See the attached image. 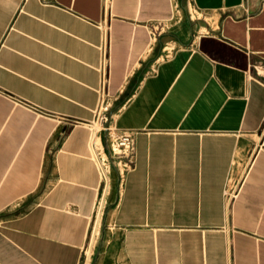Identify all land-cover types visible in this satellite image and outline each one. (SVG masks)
Wrapping results in <instances>:
<instances>
[{
	"label": "crops",
	"instance_id": "1",
	"mask_svg": "<svg viewBox=\"0 0 264 264\" xmlns=\"http://www.w3.org/2000/svg\"><path fill=\"white\" fill-rule=\"evenodd\" d=\"M0 264H264V0H0Z\"/></svg>",
	"mask_w": 264,
	"mask_h": 264
},
{
	"label": "built area",
	"instance_id": "2",
	"mask_svg": "<svg viewBox=\"0 0 264 264\" xmlns=\"http://www.w3.org/2000/svg\"><path fill=\"white\" fill-rule=\"evenodd\" d=\"M104 131L107 133L108 163L117 167L116 161L120 160V162H125L131 165L136 152V143L133 132L128 130H118L111 125H107L104 128ZM236 192L237 190L235 189L226 192V197L230 203L235 199Z\"/></svg>",
	"mask_w": 264,
	"mask_h": 264
},
{
	"label": "rangeland",
	"instance_id": "3",
	"mask_svg": "<svg viewBox=\"0 0 264 264\" xmlns=\"http://www.w3.org/2000/svg\"><path fill=\"white\" fill-rule=\"evenodd\" d=\"M112 120V106H111V96L108 95V93L105 94L103 97L101 106L98 111V118L96 127L100 130H104V128L107 125H111ZM117 167L111 166V164L108 163V159L105 156L101 159V164L105 168V170L113 172L116 171L117 173V183L120 185L123 180V176L126 172V170L129 168V164L125 162H120V160H117Z\"/></svg>",
	"mask_w": 264,
	"mask_h": 264
}]
</instances>
